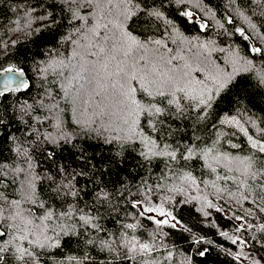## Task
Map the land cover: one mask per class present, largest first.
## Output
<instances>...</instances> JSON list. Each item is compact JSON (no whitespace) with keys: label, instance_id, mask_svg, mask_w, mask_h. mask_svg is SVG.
Returning <instances> with one entry per match:
<instances>
[{"label":"snow or ice","instance_id":"6c2138e0","mask_svg":"<svg viewBox=\"0 0 264 264\" xmlns=\"http://www.w3.org/2000/svg\"><path fill=\"white\" fill-rule=\"evenodd\" d=\"M173 4L182 17L206 32L209 21H198L186 8V0H168V5ZM253 5L264 17V0H228L229 11L216 21L226 40L238 35L250 41L255 35L259 42L247 44L243 53L234 46L218 48L210 39L189 40L190 44L196 41L193 55L201 64L209 63L213 52L229 53L225 67L213 63V70L205 72L180 65L183 57L172 55L169 43L177 42L178 29L166 17L165 0L150 4L148 0H53L50 4L15 0L11 7L18 18L15 25L20 31L27 29V35L42 30L32 27L37 21L45 28H58L56 10L66 12L60 20L71 30L60 40L70 48L67 56L57 52L36 62L35 72L42 81L36 95L23 101L17 95L14 103L0 109V146L10 143V151L29 161V149L39 147L41 156L55 161L51 146L70 144V153L79 163L58 164L54 173L45 174L47 200L36 195L38 177L30 175L25 177L19 199L0 192V264H171L174 251L165 237L173 232L186 246L187 264H193L195 257H205L210 251L205 247L206 235L198 234L195 224L189 226L178 210L177 206L193 201L200 205L193 206L194 211L203 218H211L215 210L235 222L231 235L226 230L219 232L232 245L242 250L256 239L241 233L254 229L250 217L264 214V117L249 114L238 79L249 74L264 86V19L259 25L255 22ZM237 15L247 21L249 29L235 27ZM16 43L0 39V53ZM101 55L108 57L103 67L110 81L102 87L115 95L119 111L87 115L90 108L74 109L75 125L94 135L101 149L97 153L88 136L83 143L73 142L72 135L64 131L61 104L76 105L96 83L92 73ZM32 87L23 67L0 61V104ZM250 127L255 134H250ZM48 128L56 130V135ZM239 135L245 142H238ZM112 145L118 146L117 155L111 154ZM89 148H93L91 155ZM125 153H135V176L125 167ZM28 167L32 168L31 163ZM10 171L24 170L0 166V185L5 188ZM122 172L133 176L135 184L121 179ZM133 186L136 192L131 191ZM177 195L185 198L176 199ZM64 204L67 208L58 210L57 205ZM128 217L134 222H125ZM106 220L119 227L109 231ZM142 220L155 225V231L145 235ZM165 227L169 232L163 231ZM259 230L264 240V224ZM73 243L78 255L57 259L51 251L72 250ZM230 254L241 264L247 259L242 251ZM261 260L252 264H261Z\"/></svg>","mask_w":264,"mask_h":264},{"label":"trees","instance_id":"16d2710c","mask_svg":"<svg viewBox=\"0 0 264 264\" xmlns=\"http://www.w3.org/2000/svg\"><path fill=\"white\" fill-rule=\"evenodd\" d=\"M14 2L15 0H0V39H2L4 43L9 44L12 40L17 41L14 46H10L8 48L6 53H0V61H3L5 66L12 64L23 67L33 87L27 92L19 94L14 93L11 97L5 98L3 103L0 104V109H2L4 105L14 103L17 95H19L21 101L27 97L36 95L40 91L42 85V81L37 77L35 72L36 62L46 59L47 55L56 56L57 52H59L62 56H67L68 52L66 49L70 48L69 45L62 44L60 40L61 35L71 30L65 21L60 20L61 15L67 16L66 12L61 13L59 9L56 10V18L60 21L58 28H45L41 22L37 21L32 24V27L34 29L42 30L31 35H27V29L20 31L19 27L15 25V21H17L18 18L11 12V7ZM32 2L35 3L36 0H32ZM52 2L53 0H46V3L50 4ZM148 3L150 4L151 0H148ZM165 4L166 7L169 8V11L166 12V17L175 21L176 29H178L177 34L185 39L186 42L184 43L182 40H177L174 44L171 42L169 43V47L173 49L172 55L178 54L183 57V59L179 61L180 65L188 64L190 68H202L205 72L213 70V63L219 65L220 67L226 66L229 59V53L227 51L224 53L213 52L209 63H198L193 55L195 51L193 45L196 41H193L192 44L189 43V40H192L193 37H199L200 42L209 39L214 40L218 48L223 47L227 49L229 46L238 47L242 53L247 44L259 42L255 35H253V39L250 41H243V39L238 35L234 36L231 40H226L223 30L219 28L216 21L221 20L222 15L227 14L229 11L228 0H186V8L196 14L198 21H202L204 19L209 21V27L206 32H200L196 24L188 22L186 18L182 17L175 10L176 6L174 4L168 5V0H165ZM253 8L255 9L254 5ZM206 9H210L211 11H206ZM255 10L257 12V16L254 20L259 25L261 19H264V17H260L259 9ZM38 12L43 14L42 9H38ZM213 13H215V15H213ZM226 27L229 31H234L233 26L226 25ZM235 27H243L246 30L249 29L247 21L238 15L235 19ZM154 31L155 26H153V32ZM49 49H53V51L49 53ZM37 52L44 53L45 55H35ZM25 53H27V56L24 55ZM107 60L108 57L106 56L101 55V57H99V62L96 64L92 73L95 77L96 83L87 89L83 97L77 101L76 105L61 104V107L65 109L63 116L65 121L63 126L64 131L72 135L74 138L73 142L78 141L83 143L85 137L88 136V143L93 145V148H95L97 153H99L101 149L96 147L94 143V135L90 134V131H86L85 129L79 128L75 125L74 120L76 112L74 109L76 107H80L81 109L90 108L91 112L87 113V115H92V113H98L101 111L113 113L119 111L115 95L110 89L102 87L110 82L103 67L104 62ZM221 61H224L225 63L222 64ZM165 71L167 70L165 69ZM193 75H195V73H193ZM238 79L241 81L239 92L241 95L246 97L244 104L245 107L250 110L249 114L254 115L255 117H264V86L258 85L255 79L249 74H244ZM98 93L100 97L99 99L97 98ZM29 103H31V100H29ZM221 107L226 108L223 104ZM114 118L115 117H113V119ZM101 123H105V126H107V122L102 120ZM13 127H16V125L14 124ZM45 127L47 128L48 126L46 125ZM48 131H52L53 135H56V130L48 128ZM249 131L250 134H255L256 130L255 128L250 127ZM17 135H21V133H17ZM238 142H245V137H243V135H239ZM12 147L13 145L10 143H5L0 146V166H5L9 169L23 168L24 171L23 173H14L10 171L7 179L5 180L8 187L5 188L3 185H0V192H4L9 199H19L24 194V188L22 185L25 182V177L30 175L32 177H38L35 179L36 195L39 199L47 200L48 197L46 194L48 191V181L44 179L45 174L54 173L58 164L71 165L73 160H76V162L79 163L78 158L72 156L70 153V144L63 147L55 145L51 146L56 154L55 161L53 159H45L41 156L39 147L36 148V150L29 149V154L31 156L30 161L25 156L18 155L16 152L10 151L9 149ZM93 148H89V155L92 154ZM117 151L118 146L112 145L111 154L117 155ZM105 152L107 154L108 150L105 149ZM125 155L127 156V164L125 167L133 173V176H135L137 172V169L134 167L136 163L135 153H125ZM29 163L32 165L31 169L28 167ZM202 174H204L206 178H212L206 172ZM133 176H128L126 172H122L120 178L126 182L135 184ZM81 179L83 180V178ZM109 179H111V177H109ZM131 191L136 192V187L133 186ZM208 191L210 192L212 190L208 189ZM175 198L184 199L185 197L177 195ZM219 203L220 202H217L218 206ZM67 206V204H64L62 207L57 205V208L58 210L63 211L67 208ZM193 206L198 208L200 205L198 202L193 201L189 204L179 205L177 207L178 210L183 212L185 220L189 221V226L195 224L196 227L194 230L200 235H206L205 247L210 249L207 256L195 257L193 264H202V262L203 264H241V260H236L234 256L230 254V252L235 253L238 251H242L244 256L247 257V259L243 260V264H252L253 260H261V257H264V240L260 239L261 232L259 230V225L264 224V214H258L257 217L249 218V222L254 225V229L248 230L247 233H241V235L246 237L249 235L254 236L256 239L249 240L248 245L241 250L238 245H232L227 238L219 235L221 230L229 231L231 235L234 230L235 222L230 223L229 219L225 218L223 213H217L215 210L212 211L211 218L205 219L194 211ZM126 211L131 210L126 209ZM190 212L192 213L191 216H189ZM197 221L200 222L197 223ZM125 222L134 221H132L131 217H128ZM104 223L109 231H115L119 227L118 224H114L110 220H106ZM141 223L146 229L145 235L155 231V225L149 224V222L143 220ZM163 231L169 232V229L165 227ZM137 234H140V230H137ZM184 235L187 236L188 233L185 232ZM165 243H167L169 249L174 251V258L171 264H187V261L185 260L186 246L184 242L180 240L177 232L170 233L167 237H165ZM76 249L77 245L73 243L72 250L64 247L61 249H53L51 251L57 259H62L63 256L67 254L78 255L79 252H77ZM91 254L95 255L96 253L92 251ZM162 254L166 255V252H162ZM45 259L47 260V257H45ZM261 264H264V260H261Z\"/></svg>","mask_w":264,"mask_h":264},{"label":"rangeland","instance_id":"374dc122","mask_svg":"<svg viewBox=\"0 0 264 264\" xmlns=\"http://www.w3.org/2000/svg\"><path fill=\"white\" fill-rule=\"evenodd\" d=\"M174 39L177 41V40H182L184 43L185 42V39H183L179 34H177L176 36H174ZM19 169H23V168H19Z\"/></svg>","mask_w":264,"mask_h":264},{"label":"water","instance_id":"95a60500","mask_svg":"<svg viewBox=\"0 0 264 264\" xmlns=\"http://www.w3.org/2000/svg\"><path fill=\"white\" fill-rule=\"evenodd\" d=\"M26 78H28L29 79V77H28V75L26 74Z\"/></svg>","mask_w":264,"mask_h":264}]
</instances>
